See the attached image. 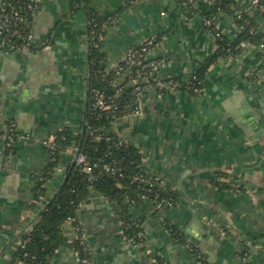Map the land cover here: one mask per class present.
<instances>
[{"label":"crops","instance_id":"1","mask_svg":"<svg viewBox=\"0 0 264 264\" xmlns=\"http://www.w3.org/2000/svg\"><path fill=\"white\" fill-rule=\"evenodd\" d=\"M89 1L100 16L111 18L101 41L107 69L132 47L157 39L151 56L163 61L159 74L173 84L148 89L140 112L120 117L112 129L139 149L142 170L163 179L162 187L177 199L166 206L143 199L133 208L145 232L135 246L122 239L115 203L92 189L78 210L79 226L66 221L64 234L88 242L93 264H197L193 249L210 264H264L260 47L244 42L238 56L211 65L203 89L193 95L182 85L217 48L204 21L211 0ZM236 1L255 9L249 0ZM71 2L40 0L31 31L36 47L0 51V264L14 260L19 234L33 227L65 178L57 170L46 178L44 141L65 127L79 131L85 121L90 30L85 9L72 12ZM214 20L232 39L241 32L232 14L220 11ZM11 124L18 132L13 151L5 137ZM75 155L70 148L64 158ZM42 181L45 193L37 199ZM170 225L178 227L180 241ZM50 264L81 263L74 250L61 247Z\"/></svg>","mask_w":264,"mask_h":264},{"label":"trees","instance_id":"2","mask_svg":"<svg viewBox=\"0 0 264 264\" xmlns=\"http://www.w3.org/2000/svg\"><path fill=\"white\" fill-rule=\"evenodd\" d=\"M4 9L0 10V51L22 47L35 48L32 38V26L36 10L40 0H2ZM212 9L205 17L212 23L207 27L217 38V48L194 73L188 82L182 87L193 95L199 94L203 89L204 80L211 65L221 58L238 56L242 51V43H255L261 49L258 55L264 58V29L258 22V18L264 20V11L260 7L254 10L241 7L236 0H211ZM89 0H72V12L82 7L85 9L89 24V75L86 119L79 131L65 127L55 133L51 146L46 147L49 153V162L45 168L46 178L61 163H65V178L57 192L47 201L46 207L41 211L39 219L34 221L30 230L22 231L18 236V245L14 260L10 264H50L52 256L57 249L68 247L77 251L80 256L87 258L93 264L91 247L83 237L74 241L63 232V224L68 220L78 222V210L82 203L90 195L92 189L105 194L115 203V210L122 222V239L141 243L145 234L139 219L134 218L132 210L143 202V196L155 199L162 206L173 204L176 193L164 189L159 182H153L154 176L146 174L141 168V154L139 149L132 144L123 143L113 131L114 122L120 117L134 113L135 104L128 102L125 97L115 98L117 109L115 111L103 110L96 105V94L102 92L105 98L110 100L116 94V88L111 85V79L115 78L113 72H108L107 67H102L101 62L106 59L101 50V41L104 34V25L111 21L109 15L100 16L89 4ZM261 5L263 2L261 1ZM18 11L22 20H17V25H9L2 28L1 20L9 17L14 22L13 13ZM223 11L232 14L241 32L236 38L227 35H216L220 30L215 25L214 16ZM241 11V15H236ZM16 30L21 35L15 33ZM152 57V56H151ZM150 57V58H151ZM132 98H135L134 96ZM6 128L7 134L12 135L13 140L8 145L9 151L15 150L18 132ZM74 149L77 153L85 154L98 167L92 172L84 171L77 164L76 155L64 158L68 149ZM108 166L109 168H107ZM152 182V184H151ZM43 181L36 188L37 199L45 193ZM175 240L180 241L182 234L178 227L168 226ZM129 243V242H128ZM132 244V243H131ZM197 260L203 259L202 264H210L199 250L193 249ZM199 256H201L199 258ZM205 259H204V258Z\"/></svg>","mask_w":264,"mask_h":264},{"label":"built area","instance_id":"3","mask_svg":"<svg viewBox=\"0 0 264 264\" xmlns=\"http://www.w3.org/2000/svg\"><path fill=\"white\" fill-rule=\"evenodd\" d=\"M261 1L262 0H249V3L254 8H256L262 6ZM4 6L5 2L3 3V1L0 0V10L4 9ZM236 15H238L239 17L241 15V11H237ZM13 18L15 19V21L11 22V19L9 17H4V19L1 20L2 28L8 27L11 24H14L16 26L17 20H22V17L19 15L18 11H15L13 13ZM204 21L206 26L212 23V20L210 18H207ZM15 33L19 36L21 35V32L19 30H16ZM220 34L221 32H217L216 35ZM33 37L34 35L32 32L29 38L33 39ZM156 40L157 39L155 37H150L145 40L142 44L132 47L129 52L125 54V57L117 65H115L113 69H108V72H113L115 77L111 79V85L116 88V94L114 97L108 100L105 98L104 93L97 92L96 105L99 108H103V110L115 111L117 109L115 98L125 97L128 102L133 101V103L135 104V109L133 110V112L139 113L141 97L148 89L164 88L168 85L173 84V81H166L161 78L159 74L163 66L162 60L156 57H151L154 48L158 44ZM241 45L243 46L244 42ZM261 47H264V44H262ZM133 96L135 98H132ZM9 127H11L9 128L10 130H13L15 126L14 124H11ZM7 133L8 132L6 131L5 137L7 140V145H10L13 140V137L12 135H9ZM53 141L54 139L52 141L46 140L44 141V145L46 147L51 146ZM76 161L79 166L81 165L83 167L84 171H87L89 173L92 172L94 167H98L97 163L92 164V162L86 157V155L80 152L78 153V155H76ZM106 167L109 168L108 166ZM57 171L65 173V163H61L57 167ZM153 182H159L161 185L163 184V179L158 176H154ZM145 197L147 196H143V199H146ZM139 235L143 237L145 234H143L142 232L139 233ZM124 241H126V237H124ZM127 241L129 242V244L132 243L135 246L139 245L138 243L132 242V240ZM75 253L76 259L81 264H90V261L87 258L80 256L77 251ZM200 257L201 256H199V258ZM197 264H202V260L198 259Z\"/></svg>","mask_w":264,"mask_h":264},{"label":"water","instance_id":"4","mask_svg":"<svg viewBox=\"0 0 264 264\" xmlns=\"http://www.w3.org/2000/svg\"><path fill=\"white\" fill-rule=\"evenodd\" d=\"M88 28H89V25H88ZM89 49H90V47H89ZM88 59H89V54H88ZM104 65H105V62H101V66L104 67ZM88 75H89V70H88ZM88 96H89V90H88V93H87V97ZM86 107H87V105H86ZM85 119H86V113H85ZM76 155H78V153Z\"/></svg>","mask_w":264,"mask_h":264},{"label":"rangeland","instance_id":"5","mask_svg":"<svg viewBox=\"0 0 264 264\" xmlns=\"http://www.w3.org/2000/svg\"><path fill=\"white\" fill-rule=\"evenodd\" d=\"M162 62H163V61H162ZM117 64H118V63H117ZM117 64H116V65H117ZM121 80H124V79H121ZM70 128H72V127H70ZM7 146H8V145H7ZM145 198L148 199V197H145ZM203 258H204V257H203ZM204 259H205V258H204ZM202 260H203V259H202Z\"/></svg>","mask_w":264,"mask_h":264}]
</instances>
